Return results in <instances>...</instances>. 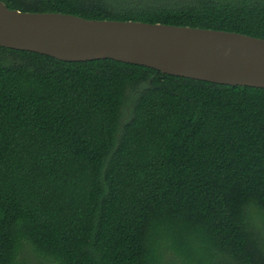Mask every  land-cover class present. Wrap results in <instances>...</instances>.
<instances>
[{"label":"trees","instance_id":"16d2710c","mask_svg":"<svg viewBox=\"0 0 264 264\" xmlns=\"http://www.w3.org/2000/svg\"><path fill=\"white\" fill-rule=\"evenodd\" d=\"M1 1L264 38V0ZM191 239L264 264V88L0 46V264H204Z\"/></svg>","mask_w":264,"mask_h":264},{"label":"water","instance_id":"95a60500","mask_svg":"<svg viewBox=\"0 0 264 264\" xmlns=\"http://www.w3.org/2000/svg\"><path fill=\"white\" fill-rule=\"evenodd\" d=\"M0 46L64 61L108 58L165 74L264 88V38L238 32L19 11L0 0Z\"/></svg>","mask_w":264,"mask_h":264},{"label":"rangeland","instance_id":"374dc122","mask_svg":"<svg viewBox=\"0 0 264 264\" xmlns=\"http://www.w3.org/2000/svg\"><path fill=\"white\" fill-rule=\"evenodd\" d=\"M182 242L184 243L183 239ZM191 243H194L193 239L188 241V244ZM190 251H192V253L194 254L195 261L201 260L204 261V264H218L216 260L212 259L213 250L207 248L203 243H198V244L194 243ZM171 254H169V256H171ZM19 258H21V260L24 261L25 264H38V263L41 264V260L36 258L31 250L28 251L25 250V252L21 253ZM43 264H53V263L50 262ZM169 264H177V263L170 262Z\"/></svg>","mask_w":264,"mask_h":264}]
</instances>
